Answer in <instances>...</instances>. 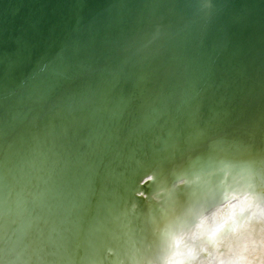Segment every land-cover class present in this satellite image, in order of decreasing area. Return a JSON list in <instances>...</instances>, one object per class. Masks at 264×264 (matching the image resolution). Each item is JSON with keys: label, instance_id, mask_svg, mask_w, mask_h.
<instances>
[{"label": "water", "instance_id": "1", "mask_svg": "<svg viewBox=\"0 0 264 264\" xmlns=\"http://www.w3.org/2000/svg\"><path fill=\"white\" fill-rule=\"evenodd\" d=\"M217 151L264 154V0H0L1 264L111 257Z\"/></svg>", "mask_w": 264, "mask_h": 264}, {"label": "bare ground", "instance_id": "2", "mask_svg": "<svg viewBox=\"0 0 264 264\" xmlns=\"http://www.w3.org/2000/svg\"><path fill=\"white\" fill-rule=\"evenodd\" d=\"M229 153L237 152L217 151L208 170L182 176L196 185L186 195L166 190L162 178L165 199L154 197L159 211H142L109 233L111 257L93 246L62 264H264V154ZM220 194L236 201L217 208Z\"/></svg>", "mask_w": 264, "mask_h": 264}]
</instances>
